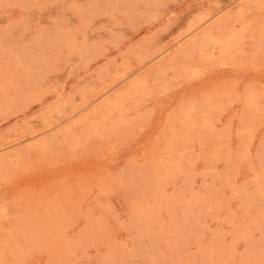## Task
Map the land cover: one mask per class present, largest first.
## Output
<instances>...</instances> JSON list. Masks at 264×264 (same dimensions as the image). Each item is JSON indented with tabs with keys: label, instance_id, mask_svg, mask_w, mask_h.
<instances>
[{
	"label": "rangeland",
	"instance_id": "374dc122",
	"mask_svg": "<svg viewBox=\"0 0 264 264\" xmlns=\"http://www.w3.org/2000/svg\"><path fill=\"white\" fill-rule=\"evenodd\" d=\"M0 264H264V0H0Z\"/></svg>",
	"mask_w": 264,
	"mask_h": 264
}]
</instances>
